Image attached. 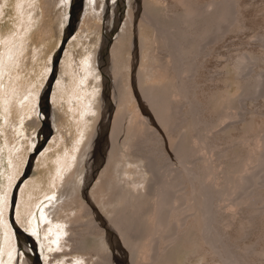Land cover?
Wrapping results in <instances>:
<instances>
[{
	"label": "rangeland",
	"instance_id": "374dc122",
	"mask_svg": "<svg viewBox=\"0 0 264 264\" xmlns=\"http://www.w3.org/2000/svg\"><path fill=\"white\" fill-rule=\"evenodd\" d=\"M117 1L98 0L99 14H91L90 19L86 18L87 22L89 20L87 24H83L84 19H81L82 15L80 14L79 19L74 22L75 28L70 30L69 26L67 27L68 0H64L51 11L42 5L43 0H0V59L4 56L7 45L11 41L6 40L2 33L5 34L6 30L12 31L13 37L16 39L13 46L16 48L12 51L14 53L8 60V69L4 73H1L3 64L0 61V264H7L12 259L13 264H20L26 257L25 253L35 258V249L29 243L30 241L23 242V244L21 241L22 249H20V239L15 237L11 225L8 223L10 196L18 180L20 186L17 190L15 219L20 229L37 242V244L35 243L36 251L41 257L42 263H45L46 259V264H66V261L72 259L74 260L73 263L71 262L72 264H89L86 261V256L82 258L78 254L64 256L66 251H60L61 248L54 249L64 239V233L59 231L63 230L65 226H62L61 230L54 228L51 226V222L44 221L45 216L43 215H45L44 210L53 206V202H58L56 198L75 171L76 167L73 164L77 162V158L92 132L96 133L97 123L101 120L103 88L107 89L109 96L107 103L105 101L104 104L103 123L105 127L99 132L97 140L99 151H94L95 157L91 160L90 183L95 182V178L105 167L104 164L101 165L102 156L105 155V159L107 157L112 125L119 109L118 105L121 104L118 101V91L129 95L130 103H126L127 110L125 111L127 125L132 116L138 117L137 102L133 99L132 92L128 88L131 81L129 73L123 74L124 69L120 71L119 80L123 79L125 84L124 89H121L120 81L118 85L112 72L111 51L117 36L124 27L129 9V1L122 0L114 18L113 12L116 10L114 6ZM159 1L156 0L157 4L154 2L143 8L144 3L148 1L139 0L138 21L134 24L136 28H133V25L130 26L132 29H130V33L135 38L137 45H142L140 36H152V30L142 15L149 16L158 22H162V19L167 20L166 8L169 0L163 4ZM198 3H200L201 9L215 10L217 7L223 6L228 15L234 12L239 17L241 27L240 30L228 31L221 36L217 33L209 34L200 41L197 58L191 56L190 53L185 56L190 57L185 59L188 61V66L194 70L183 74V78L194 86L196 98L202 105V101L208 98V108L203 110L200 104L195 103L192 98H189L192 105L187 101L175 104L176 110L181 106L184 109L189 106L191 110L189 124L192 128L191 131H187L179 143L180 152L178 151V153L192 155L193 158L201 157L200 159L206 161L209 168L204 183L217 185L222 182L221 177L225 175L227 164L221 162L217 158V154L233 147L231 152L236 156L237 163L236 173L233 174V186L240 184L239 179L249 176L245 185L240 189L241 191L232 195L235 197L236 194L244 190L245 193L249 192L251 183L249 179L259 171L255 158L264 155V0H199ZM145 9L149 11V14ZM178 9L177 12L180 10ZM180 13L181 11L178 15ZM100 14H102V19L98 16ZM154 14L156 18L153 16ZM140 19L141 21H139ZM169 20L174 23L176 19L171 20L170 18ZM115 24H117L116 27H114ZM81 25L83 26L82 31ZM43 26L45 29L48 27L51 30L49 36L45 32L38 35V31ZM226 26H229V21L222 27ZM86 30L89 33L85 32ZM85 33L90 34L89 37L80 39ZM217 36H219L218 39H216ZM109 38L111 41L107 50ZM39 46L41 49H38ZM101 46L102 50L99 52ZM158 50L155 53L165 57L164 51ZM95 51L100 54L98 56L97 53V58ZM141 52V49L137 48L138 60ZM58 55L60 56L58 57ZM99 57L102 58L101 61H99ZM124 57L125 60H129L133 55L126 53ZM164 57L163 61L166 60ZM97 59L100 68L96 66ZM51 72L55 75L53 86L55 91L53 95L51 93L50 121L48 122L42 111L38 113L37 102L40 99V94L48 86ZM125 80L127 81L125 82ZM163 82H165L164 90H167L171 85V79L165 78ZM157 87L162 89V85ZM137 88L139 90V85L136 82ZM126 91L128 92L126 93ZM35 93L36 95H34ZM114 93H117L116 96ZM33 95L35 97L32 98ZM127 98L124 97L125 101ZM21 105L23 108L26 107L27 114L29 112L31 114L26 118L23 126H19L21 118L18 116L21 115L16 111V108L22 110ZM140 114L139 119L145 116L143 113ZM214 119L216 124L209 128L208 122ZM144 120H146L145 117ZM34 121L40 122V126L35 127ZM45 123H47V128L44 131ZM193 126L201 129V134L206 138H199L198 131ZM206 128H208L207 131H205ZM124 133L125 130L118 136L119 141H123V143L126 141ZM183 146L186 147L183 148ZM38 147L40 148L37 149ZM186 164L195 171L191 168L193 166L191 163L186 162ZM95 169L98 171L94 177L92 174L96 171ZM91 189H89V193ZM91 201L93 204L95 203L93 200ZM77 202L79 201L77 200L60 215L65 216L70 212L71 207L76 208ZM219 206L221 215L225 219L222 229L231 237L226 244L232 252L236 253L238 264H264V256H256L251 253L253 248L257 250L264 247L262 226L257 223L245 225L244 229L237 233V231L239 232V223L242 219L245 223L249 221L251 214L243 209L245 207L234 204L232 206V203L226 199H222ZM237 208L238 210H236ZM103 216L108 220L109 227L113 229V234L122 247V250H119L113 243L115 249L110 248L108 252L113 251L120 264H134L130 262L129 249L121 241L115 225L110 218L108 219L102 214L101 217L103 218ZM88 218L83 221L89 222L92 219V217ZM228 218L231 221L230 226ZM211 226V229L214 230L213 225ZM216 232L220 237L221 234L217 230ZM210 233H212L211 230ZM235 237L237 238L235 239ZM212 238L215 239L213 235ZM221 241V251L228 254V248L222 239ZM140 247L137 248L135 263L145 264L148 248L143 249L140 254ZM91 249L95 250L96 248L90 246ZM58 253H61V257L66 261L59 263L61 258L55 257ZM184 257L185 255L180 249H174L173 256L169 258V264H184ZM94 259L90 264L95 262ZM214 260L216 259L207 256L206 259L201 260V263L208 264L206 262L209 261V264H222V262ZM233 260L235 261L234 258ZM234 261L232 264H235Z\"/></svg>",
	"mask_w": 264,
	"mask_h": 264
},
{
	"label": "bare ground",
	"instance_id": "6f19581e",
	"mask_svg": "<svg viewBox=\"0 0 264 264\" xmlns=\"http://www.w3.org/2000/svg\"><path fill=\"white\" fill-rule=\"evenodd\" d=\"M63 1L43 0L42 5H45L44 7H48V10L51 11ZM84 1L73 0L71 11L73 22L70 24V30L75 28L74 21L77 17V14L74 16L75 10H77L78 16L80 14L82 15L81 19H84L83 24L89 22V20L88 22L86 20L91 14L95 15L99 12L98 0ZM128 1L129 9L127 11V19L119 36H117L118 38L114 43L110 55L112 72L115 77V82L118 85L120 81L121 89H124L125 84L122 81L123 79L119 80L121 77L120 71L124 69L123 74L129 73L131 81L129 82L130 87L128 88L132 92L133 99L137 102V116L139 117L141 115L140 113L145 114V116L140 117V119L132 116L127 125L125 111L127 110L126 103H130L129 95L119 91L118 94L116 93L118 101L121 104L118 105L119 109L117 110L118 112L115 115L116 117L112 125L111 142L106 153L107 157L105 159V155L102 156L101 165L104 164L105 167L95 178V182L89 185L90 189L92 187L90 193L88 192L90 197L84 190L85 186L91 182L89 181V177L91 176L89 173L91 169L90 165H92L91 160L95 157V152L99 151L97 140L100 135V130L105 127L103 123L104 104L105 101L107 103L109 97L107 89L103 88L101 120L97 123L96 133L94 131L92 132L88 142L79 154L77 162L73 164L76 167L75 171H73L65 188L56 198L58 202H53V206L44 210V221L51 222V226L59 230L62 229V226H65L63 230L59 231L64 233V239L60 243V247L55 246L54 249L61 248L60 251H66L67 253L64 256L76 254L80 255V258L86 256V261L89 264L93 262L94 258L95 262L91 264H120L113 251L111 253L108 252L110 248L115 246L119 250H122V247L119 240L115 238L113 229L109 227L108 220L104 216L103 218L101 217L104 214L108 219L110 218L124 246L129 249L131 263L139 264L137 262L135 263V257L137 255V248L142 244L139 251L140 254H142L143 249L148 248L147 262L145 264H169V258L173 256L174 249H180L185 255L184 264H204L205 262L201 263V260L206 259L207 256L222 262V264H232L234 258L235 264H238L236 253L232 252L226 244L231 237L224 233L222 229L225 219L221 215V207L219 204L222 199H226L232 203V206L233 204L237 206L241 205V207H245L243 208L245 211L251 214L249 221L245 223L242 219L239 223V232L237 231V233H240L245 225H253L254 223L260 224L264 229V155H258L259 157L255 158L259 171L255 173L254 177L249 179L251 183L248 193H245L244 190L236 194L235 197L232 196L238 193L237 191H241L240 189L245 185L247 177H249L239 179L240 184L233 186V174L236 173L235 168L237 164L235 161L236 156L231 152L233 147L227 148L225 151L217 154V158L221 162L227 163L226 170L224 171L225 175L221 177L222 182L217 185H213L214 183L205 184L204 180L207 178L206 174L209 168L207 167L206 161L200 159L201 157L193 158L192 155L178 153V151L180 152L179 143H181L187 131H191L192 128L189 124L191 110L189 106L185 109L181 106L177 110L174 106L183 101H187L190 104L191 101L189 98H192L195 103L200 104L203 110L208 108V98L202 101V105L196 98L194 86L190 81L183 78V74L194 70L188 66V61H186L190 57L187 58L185 56L190 53L191 56L197 58L199 55V43L203 38L209 36V34L217 33L221 36L228 31L240 30L239 17L234 12L228 15L223 6L217 7L215 10H208L207 8L201 9L199 6L200 3H198L199 0H169L166 8L168 13L166 18L168 21L162 19L160 23L155 19L149 18V16L142 15L147 21L148 27L152 30V36H140L142 45H137L135 38L130 33V26H134L136 21H138L140 2L139 0ZM146 1L148 2L144 3L145 6L143 8L147 4L156 2V0ZM167 1L160 0L159 2L163 4ZM121 2L123 1L118 0L114 6L116 8L113 12L114 18L116 17ZM177 8L180 9H178V12ZM145 11L148 10L145 9ZM180 11L181 13L178 15ZM150 13L152 15V12ZM147 14H149V11ZM101 15H98L100 19H102ZM153 16L156 18L155 14ZM170 18L171 20L176 19V23L170 22ZM163 20L165 21L164 23ZM227 21H229V26L222 27ZM116 26L117 24L114 27ZM82 27L81 25L80 29ZM133 28L136 27L134 26ZM41 32H45L49 36L51 30L48 27L45 29V26H43L38 31V35ZM85 32L88 31L86 30ZM88 33L83 34V36L80 35V39L89 37L90 34L88 35ZM2 35H4L6 40H11L7 45L4 56L0 59L3 64L1 73H4L8 69V60L12 58L14 53L12 51L16 48H13L16 39L13 37V32L9 30H6L5 34L2 33ZM123 47L125 48L123 49ZM137 48L142 51L139 60ZM38 49H41L40 46ZM157 49H161L162 52L164 51L165 61H163L164 55L161 57L159 53H155ZM101 50L102 46L99 52ZM99 52L95 51V55L98 53L99 56ZM126 53L133 55V57L125 60L124 55ZM137 60L139 61L138 68L136 66ZM97 64L100 68L98 59ZM127 68L128 70H125ZM237 68L240 67L237 66ZM165 78L171 79V85L167 90H164L165 82L163 81ZM135 81L139 85V90L138 88L136 89ZM158 85H162V89L158 88ZM54 91L55 88L53 89L52 95ZM116 94L114 93V96ZM34 95L32 98L35 97ZM45 95V91H43V100H41L40 107L46 116L45 120L49 122L50 113L48 105L44 100ZM124 97H128L126 101ZM20 108L22 110L16 108V111L21 115L18 116L21 118L19 126H23L22 124L31 114L30 112L27 114V109L26 107L23 108V105ZM21 111L23 112L20 113ZM121 112L122 114H120ZM144 117L146 120H144ZM214 118L217 119L216 117ZM222 118L224 117L222 116ZM215 119L208 122L209 128L216 124ZM38 125L40 126V122L34 121V126L36 127ZM193 127L196 128V126ZM45 128H47V123H45L43 130ZM21 129L23 130L22 127ZM21 129L20 131H22ZM196 129L199 138H206L201 134V129ZM124 130L126 141L123 143V141H119L118 136ZM185 147L183 146V148ZM190 151L194 152L192 150ZM184 160L186 161L184 162ZM183 162L185 164L186 162L191 163L193 165L191 168L195 171L191 170L189 166H186L188 163L185 165ZM97 171L93 172L94 174L92 175L94 177ZM208 177L210 178L211 175ZM77 200L79 202H77L78 205L76 208L71 207L70 212L66 213L65 216L60 215L73 203H76ZM81 200L82 202H80ZM91 200L95 203L93 204ZM88 217H92L89 222L83 221V219ZM227 221L230 226L231 221L229 218ZM211 225H213L214 230L211 229ZM210 230L212 233H210ZM216 230L221 234L220 237ZM18 232H20V235L18 234V239H20L19 245L20 249H22L23 242H29V238L22 234L28 236L29 234L23 230H18ZM53 233H55L54 230ZM212 235L215 239L212 238ZM29 237L31 238V236ZM218 237L224 241V244L228 248V254L225 251H221L222 246L220 244L222 241ZM113 243L115 246H113ZM30 244L33 248L36 247L35 243ZM90 246L96 249L90 250ZM263 248L257 250L253 248L251 253L256 256H264ZM61 255V253H58L55 256L61 258L59 263L66 261ZM25 256V259H22L20 264H37V259L31 257L28 253H25ZM9 261L7 264H13V259ZM71 262L73 263L74 260L70 259L65 263L72 264ZM206 263L209 264V261ZM41 264H46V259L45 263H42L41 260Z\"/></svg>",
	"mask_w": 264,
	"mask_h": 264
},
{
	"label": "water",
	"instance_id": "95a60500",
	"mask_svg": "<svg viewBox=\"0 0 264 264\" xmlns=\"http://www.w3.org/2000/svg\"><path fill=\"white\" fill-rule=\"evenodd\" d=\"M72 3H73V0H69V3H68V11H69V14H68V18H67V20H68V22H67V27L69 26L70 27V24H72V22H73V19H72ZM77 14V17H76V19L75 20H77L78 18H79V16H78V12L76 11V13L74 14V16ZM75 22V21H74ZM110 38H109V41H108V44H107V50H108V46H109V44H110ZM60 55H58V57H59ZM96 58H97V55H96ZM96 63V66L98 67V64H97V62H95ZM102 80V79H101ZM54 83H55V75H53L52 74V72H51V74H50V76H49V82H48V86H47V88H46V90H45V102L47 103V105H48V108L50 109V106H49V104H50V101H51V93H52V90H53V86H54ZM42 94H43V92H42ZM42 94H40V99L38 100V104H37V110H38V113H41V107H40V103H41V100H43V98H42ZM46 141V139L44 140V142ZM18 182H19V180H18ZM18 182H17V184L13 187V191H12V193H11V196H10V201H9V211H8V223L11 225V227H12V229H13V233H16L15 235V237L18 239V234L20 233V232H18V230H20L21 231V229H20V227L17 225V222H16V219H15V207H16V203H17V190L19 189V186H20V184H18ZM91 183H89V184H87L86 186H85V193L86 194H88V192H89V185H90ZM20 235V234H19ZM23 236H27L28 238H29V243H36L37 244V242L33 239V238H30L28 235H24V234H22ZM35 249V251H34V257H35V259H37V264H41V257L38 255V253H37V251H36V247L34 248Z\"/></svg>",
	"mask_w": 264,
	"mask_h": 264
}]
</instances>
